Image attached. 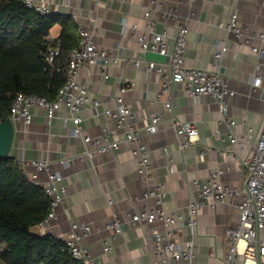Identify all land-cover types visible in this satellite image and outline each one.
<instances>
[{
	"label": "crops",
	"instance_id": "1",
	"mask_svg": "<svg viewBox=\"0 0 264 264\" xmlns=\"http://www.w3.org/2000/svg\"><path fill=\"white\" fill-rule=\"evenodd\" d=\"M150 6L151 0H55L52 15L72 17L79 27L91 30L96 43L107 51L161 61L165 56L144 53L137 39L146 25L143 15ZM175 7L177 18H167L161 11L156 13L158 31H168L171 49L174 27L189 22L186 65L190 67L209 68L214 61L216 40L227 41L229 50L221 62V72L235 91L228 97L229 115L237 121L235 131L238 134H247L252 128L256 135L264 120V66L257 68L256 64L264 62V57L259 59L251 46H264V40L254 37L250 42L240 43L225 27L237 10L243 28L248 27L251 34L264 33V0H165L162 9ZM123 21L136 23L138 30L126 31ZM61 31L62 25L57 23L50 34L58 38ZM255 75L262 78L258 87L253 84ZM164 76L169 77L168 70ZM160 78L144 67L135 68L126 60L105 65L88 63L80 69L78 79L89 86L92 98L100 99L101 105L97 108L91 104L83 106L82 127L84 133L90 135H100L106 128L112 139L115 121L105 110L115 105L120 88L133 82L134 86L125 96L129 106L144 120L140 133L150 152V184L163 185L164 204L168 210L187 215L190 197L196 196L193 180L206 182L211 171L224 165L226 152L237 150V146L227 138L229 126L222 121L218 103L211 96L192 98L184 84L176 83L158 100ZM168 99L172 100L173 111L166 108ZM33 111L30 124H16L11 155L19 161L47 160L52 170L63 175L61 183L67 186L68 195L57 216L46 224V232L64 236L70 232L73 221L91 222L95 229L83 237L82 242L93 256H102L104 264H162L154 253L144 249L146 243L154 248L153 226L161 228L162 223L136 224L129 217L130 212L154 204L153 198L143 194L145 186L132 151L134 143L123 141L115 151L89 157L82 138L72 134L73 121L67 110L61 109L51 124L44 109L34 108ZM160 113L163 121L155 132H148L145 122ZM174 116L195 121L198 127L199 138L186 150L180 148L171 126ZM241 154L245 156L246 152ZM69 157L72 159L61 161ZM27 169L34 171L35 167L29 165ZM247 175L236 163L232 170L222 174V179L230 186H245ZM39 179L46 180L47 173H39ZM235 201L232 198L220 202L215 208L207 205L199 211L193 232L188 227L177 230L179 240L193 241L196 253L193 264H225L227 227L239 223ZM116 211L120 214L123 231L113 236L105 224L113 220ZM105 240L111 246L108 253H104ZM236 264H264V261L245 260L239 255Z\"/></svg>",
	"mask_w": 264,
	"mask_h": 264
},
{
	"label": "built area",
	"instance_id": "2",
	"mask_svg": "<svg viewBox=\"0 0 264 264\" xmlns=\"http://www.w3.org/2000/svg\"><path fill=\"white\" fill-rule=\"evenodd\" d=\"M55 0H23L24 4L42 15H52V8ZM165 0H151L152 6L144 13L146 25L138 34L137 39L144 53L155 52L165 56L164 60L156 61L145 57H127L119 53L110 52L100 47L94 38L91 30L79 27L80 42L73 47L67 57L68 77L61 88L57 98L53 101L44 96L36 94L20 93L14 99L11 106L10 117L15 124H30L34 116V108L45 110L47 121L51 124L61 109L67 110L73 121L72 134L82 138L86 145V154L94 157L99 153L115 151L120 148L123 141L134 143L132 149L137 162V170L144 182V197L153 198V205H144L142 210L129 213L130 220L134 223H150L156 221L162 223V227L153 226L151 234L154 248L148 243L144 245L147 252L154 253L162 264H193L196 253L193 248V241H181L178 239L177 230L188 227L195 230L199 211L210 205L215 208L220 202L235 198V207L239 214V223L229 226L226 230L227 249L224 255L225 264H236V259L242 255L245 260L264 261V120L261 130L254 135L252 128L247 134H238L235 131L237 121L229 115L228 97L234 95L235 91L230 88L227 78L221 72V62L225 53L229 50V44L225 39H217L215 42L214 61L209 68L190 67L186 65V54L188 49V35L191 27L188 21L179 23L174 30L173 44L167 41L168 31H158L156 13L161 11L165 17H178L177 7L172 10H163ZM123 27L127 31L138 30L136 23L128 24L123 21ZM235 35L236 41L250 42L254 37L264 40V33L251 34L248 27H242L239 22L238 11L234 10L225 27ZM49 33L46 41L45 59L49 64H54L61 53V45ZM251 49L260 59L264 57L263 45H252ZM126 60L135 68L144 67L149 73L158 75L160 87L157 91V99L160 100L165 93H168L176 83L184 84L186 91L192 98L202 95H209L218 103L222 115L229 130L226 133L228 139L237 146V150L226 152V161L217 171H211L208 180L202 182L194 179L193 185L196 189V196L190 197L188 214L178 211H170L165 207V190L162 184H150L151 158L147 144L140 133V118L126 101V92L134 86L128 83L120 88V93L115 97V105L107 108L105 113L115 121L116 129L114 137L110 138V132L104 128L100 135L85 134L82 127L83 118L80 115L84 105L91 104L94 107L101 105L98 98H92L91 90L86 83L79 81L80 69L88 63L110 64ZM264 66V62L258 61L256 67ZM165 70L169 71V77L164 76ZM262 78L255 75L253 84L255 87L261 85ZM167 110L173 111L172 100L165 101ZM163 121V115L155 114L145 122L148 132H155L157 125ZM171 126L178 137V144L182 150L188 149L199 138V130L195 121L182 120L177 116L171 119ZM246 152L245 156L241 153ZM61 160L66 162L71 160ZM27 177L36 185L42 186L51 197L52 209L43 222L38 226L42 234L46 232V224L55 218L59 207L65 202L68 191L67 186L62 184L63 175L59 171L51 169L50 162L44 159H33L20 161ZM238 164L245 170V186H230L222 179V174L233 169V164ZM35 167L34 171L27 169V166ZM47 173V179H39V173ZM113 236L123 231L119 212H113V220L105 224ZM95 226L91 222L73 221L71 230L64 236L71 254L83 264H104L102 256H93L90 249L82 242L83 237L91 233ZM104 253L111 250L110 244L105 240ZM241 243H243L241 245ZM241 245V246H240Z\"/></svg>",
	"mask_w": 264,
	"mask_h": 264
},
{
	"label": "trees",
	"instance_id": "3",
	"mask_svg": "<svg viewBox=\"0 0 264 264\" xmlns=\"http://www.w3.org/2000/svg\"><path fill=\"white\" fill-rule=\"evenodd\" d=\"M57 23L61 53L49 64L45 43ZM79 42L72 17L42 15L23 0H0V120L10 116L20 93L55 100L68 77L66 57ZM51 209L50 195L27 177L21 162L12 155L0 157V264H83L64 239L31 230Z\"/></svg>",
	"mask_w": 264,
	"mask_h": 264
},
{
	"label": "water",
	"instance_id": "4",
	"mask_svg": "<svg viewBox=\"0 0 264 264\" xmlns=\"http://www.w3.org/2000/svg\"><path fill=\"white\" fill-rule=\"evenodd\" d=\"M15 131L16 124L10 116L6 120H0V157L11 155ZM31 230L37 235H42L41 229L38 225L33 226Z\"/></svg>",
	"mask_w": 264,
	"mask_h": 264
}]
</instances>
